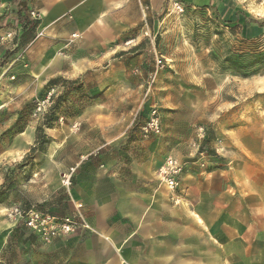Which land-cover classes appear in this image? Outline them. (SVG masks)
<instances>
[{
	"label": "rangeland",
	"instance_id": "1",
	"mask_svg": "<svg viewBox=\"0 0 264 264\" xmlns=\"http://www.w3.org/2000/svg\"><path fill=\"white\" fill-rule=\"evenodd\" d=\"M117 1L85 0L26 44L12 16L0 35V264H75L9 214H71L76 200L88 216L97 188L163 213L196 264H264V33L200 6ZM241 1L264 17V0Z\"/></svg>",
	"mask_w": 264,
	"mask_h": 264
},
{
	"label": "crops",
	"instance_id": "2",
	"mask_svg": "<svg viewBox=\"0 0 264 264\" xmlns=\"http://www.w3.org/2000/svg\"><path fill=\"white\" fill-rule=\"evenodd\" d=\"M20 1L0 0V35L8 32L10 17L11 20L16 19ZM128 1L118 0L105 4L122 7ZM170 1L184 6L203 7L249 37L264 33V17L246 10L241 0ZM84 2L33 0L30 6L42 10V22L51 25L57 23L64 14L75 12ZM93 197L96 202L91 207L88 219L94 231L76 232L67 238L55 240L47 249L66 251L65 255L71 257L70 260L75 264H196L197 260L188 255L194 244L187 241L181 243L179 230L165 229L163 213H138L130 209L127 199L117 201L115 196L106 195L99 188ZM170 223L174 227L175 221L171 220ZM206 259L200 256L198 264H205Z\"/></svg>",
	"mask_w": 264,
	"mask_h": 264
},
{
	"label": "built area",
	"instance_id": "3",
	"mask_svg": "<svg viewBox=\"0 0 264 264\" xmlns=\"http://www.w3.org/2000/svg\"><path fill=\"white\" fill-rule=\"evenodd\" d=\"M181 7V3L176 2ZM182 167L173 156H168L165 164L160 168L159 176L172 194L179 185L178 174ZM72 173H66L63 177V185L70 186ZM76 211L62 215L49 209L31 205L24 207L16 205L12 207L9 216L15 219L17 224L25 225L29 231L43 243H52L55 240L64 239L76 232H93L88 216L84 212L83 204L75 202Z\"/></svg>",
	"mask_w": 264,
	"mask_h": 264
},
{
	"label": "trees",
	"instance_id": "4",
	"mask_svg": "<svg viewBox=\"0 0 264 264\" xmlns=\"http://www.w3.org/2000/svg\"><path fill=\"white\" fill-rule=\"evenodd\" d=\"M32 1L33 0H21L16 11L17 16L15 21L20 27L22 42L25 44L33 39L37 27L41 24L43 20L42 16H39L38 18H33V9L30 6ZM46 140L47 136L44 127H39L37 130V143L45 142ZM18 227H20V225H18Z\"/></svg>",
	"mask_w": 264,
	"mask_h": 264
}]
</instances>
